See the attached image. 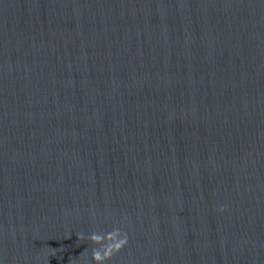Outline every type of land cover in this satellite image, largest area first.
<instances>
[{"label": "water", "instance_id": "95a60500", "mask_svg": "<svg viewBox=\"0 0 264 264\" xmlns=\"http://www.w3.org/2000/svg\"><path fill=\"white\" fill-rule=\"evenodd\" d=\"M0 264H264V0H0Z\"/></svg>", "mask_w": 264, "mask_h": 264}]
</instances>
